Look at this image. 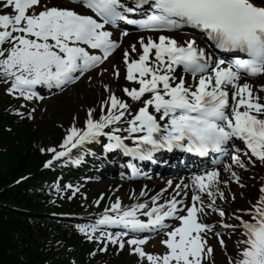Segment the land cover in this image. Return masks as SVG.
<instances>
[{"label": "snow or ice", "instance_id": "snow-or-ice-1", "mask_svg": "<svg viewBox=\"0 0 264 264\" xmlns=\"http://www.w3.org/2000/svg\"><path fill=\"white\" fill-rule=\"evenodd\" d=\"M75 2L91 9L95 16L75 9L48 7L41 0H0V6L13 9L12 13H0V76L6 83L10 82V92L19 93L27 100L43 99L36 86L63 90L75 83L119 47L113 32L106 28L117 21L156 33L190 27L202 31L213 48L234 55L231 62L224 58L214 60L195 39L178 42L164 34L155 39L141 37L142 51L138 58L132 59L125 51L124 60L126 78L140 85L138 89L126 88L125 92L143 106L130 114V119H124L130 105L112 94L110 107L105 102L106 115L97 121L90 110L85 130L73 126L61 146L64 150L50 149L54 160L69 155L72 148L107 137L108 142L103 145L106 151L120 150L133 160L152 161L153 153L162 149H180L200 156H207L210 151L226 155L230 148L239 153L237 144H243L252 155L264 161V98L253 91L251 84L241 83L242 75H264V0ZM36 7L41 10L36 12ZM130 14L144 18L130 19ZM122 35H127V31ZM131 50L136 52V46L132 45ZM240 54L248 59L237 58ZM181 66L184 73H191L192 83L177 73ZM109 126L114 127L105 131ZM125 140L133 141L136 146L130 147ZM232 159L244 166L239 154ZM51 164L48 161L46 166ZM125 166L134 175L139 174L134 163ZM233 177L239 183L235 173ZM218 178L216 169L194 175L190 204L186 202V191L181 196L188 185H183V189L177 185L176 195L163 204L158 203L159 194L153 196L152 207L144 212L147 221L137 216L140 210L148 208L147 203L123 208L117 200L96 224L82 225L80 231L89 239L100 231L98 239H107L123 248V238L130 232L171 229L166 231L168 238L161 241L168 249L163 255L146 253L142 247L146 238L133 236L126 242L135 246L133 251L151 264H203L204 256L212 252L205 235L215 225L205 223L202 217L210 215L209 208L221 217L225 215L215 204L217 194L223 197L217 187ZM261 192L259 204L248 210L251 220L236 217L241 220L240 225H223L243 228L245 239L237 243L244 247L234 264H264V188ZM203 193L210 199L207 204ZM178 196L181 198L177 199ZM171 221L180 224L173 227ZM101 226H120L122 230L114 233ZM220 243L223 245V239Z\"/></svg>", "mask_w": 264, "mask_h": 264}, {"label": "trees", "instance_id": "trees-1", "mask_svg": "<svg viewBox=\"0 0 264 264\" xmlns=\"http://www.w3.org/2000/svg\"><path fill=\"white\" fill-rule=\"evenodd\" d=\"M10 135L0 115V145L7 140L11 142ZM17 143L31 145L29 140L25 144L21 140ZM12 146L0 155V264H46L39 252L31 248L35 230L42 229L34 214L39 207L28 197L29 194L9 186L22 173L29 153H24L14 143ZM43 229L47 232L48 227L43 226ZM29 252L37 259L36 262L25 259Z\"/></svg>", "mask_w": 264, "mask_h": 264}, {"label": "rangeland", "instance_id": "rangeland-1", "mask_svg": "<svg viewBox=\"0 0 264 264\" xmlns=\"http://www.w3.org/2000/svg\"><path fill=\"white\" fill-rule=\"evenodd\" d=\"M56 107H57L56 104H54V103H50V105H49L47 111H42V110H41L38 116H39L41 119H44V118H46V114L48 115V113L57 112L58 109H56ZM61 119H63V118H61Z\"/></svg>", "mask_w": 264, "mask_h": 264}, {"label": "bare ground", "instance_id": "bare-ground-1", "mask_svg": "<svg viewBox=\"0 0 264 264\" xmlns=\"http://www.w3.org/2000/svg\"><path fill=\"white\" fill-rule=\"evenodd\" d=\"M127 43V42H126Z\"/></svg>", "mask_w": 264, "mask_h": 264}]
</instances>
